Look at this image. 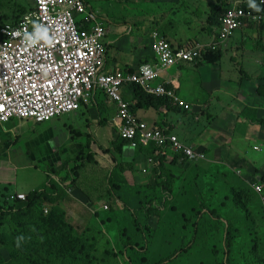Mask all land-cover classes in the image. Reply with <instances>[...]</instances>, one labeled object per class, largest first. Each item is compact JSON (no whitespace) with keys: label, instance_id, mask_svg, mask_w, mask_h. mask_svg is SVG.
I'll use <instances>...</instances> for the list:
<instances>
[{"label":"crops","instance_id":"0c3cea01","mask_svg":"<svg viewBox=\"0 0 264 264\" xmlns=\"http://www.w3.org/2000/svg\"><path fill=\"white\" fill-rule=\"evenodd\" d=\"M31 1L21 19L2 22L0 27L17 26L24 16L34 13L35 2ZM85 1L93 10L97 7L104 22L106 70L110 72H135L143 64H157L153 45L158 39L167 40L174 49H203L215 41L217 34V28L206 23L211 0H205L206 7L203 0H175L177 7L167 8L163 19L152 12L155 6L148 0L149 10L137 11V15L130 4L135 0H124L123 8L125 5L134 13H123L122 18L115 15L110 5L114 0ZM194 5L203 11L193 20ZM218 47L221 52L218 61L182 62L163 70L155 82L171 88L189 104L187 111L177 107L170 97L154 96L172 101L175 107H137L131 87L122 91L123 98L137 107L135 114L140 120L175 135L202 156L190 161L181 153L164 149L167 152L164 164L173 172L175 182L173 195L166 203L168 207L157 218V230L168 209L177 216L181 214L183 220L196 204L203 203L206 208L216 210V205L222 208L223 203L231 202L228 189L260 185L259 172L264 164L248 158L246 148L240 152L238 148L251 142L252 149H259L257 152L264 149V124L260 123L264 122V21L242 27ZM117 113V105L104 92L97 91L91 105L45 123L17 118L0 122L1 195L54 193L55 187L58 190L55 206L65 212L67 222L78 231L85 230L93 220L104 219L113 231L108 233L102 222L103 232L114 237L121 230L119 221L123 219L128 233L138 234L131 223L139 201L128 189L144 185L154 158L145 153L148 149L138 151L118 141ZM125 152L130 160H124ZM81 156L85 158L81 159L84 168L75 177L70 167ZM110 176L121 187L112 192L113 196L106 193ZM99 196L102 198L97 201ZM255 200L254 195L253 212ZM104 206L118 214L103 216L108 210ZM176 222L181 219L175 225ZM5 228L11 235L10 228L7 225ZM142 241L140 236L137 242Z\"/></svg>","mask_w":264,"mask_h":264},{"label":"built area","instance_id":"2783aa9c","mask_svg":"<svg viewBox=\"0 0 264 264\" xmlns=\"http://www.w3.org/2000/svg\"><path fill=\"white\" fill-rule=\"evenodd\" d=\"M34 2L35 12L24 16L19 25L0 27V122L17 118L45 123L91 105L93 95L101 91L117 105L118 136L132 149L153 144L181 153L190 161L201 159V154L175 135L140 120L131 103L123 98V89L138 85L148 95L170 97L177 107L187 111L190 105L171 88L155 84L162 71L182 62H194L200 50L214 51L237 30L264 21L262 14L241 7L242 0H231L219 17L215 41L210 45L174 49L167 40L158 39L153 45L157 64H143L135 72H110L106 70V30L98 11L85 0ZM251 189L261 198L264 209L261 187ZM26 197L13 193L8 200L24 201Z\"/></svg>","mask_w":264,"mask_h":264},{"label":"trees","instance_id":"16d2710c","mask_svg":"<svg viewBox=\"0 0 264 264\" xmlns=\"http://www.w3.org/2000/svg\"><path fill=\"white\" fill-rule=\"evenodd\" d=\"M229 1L231 0L214 1L215 3L209 9V15L206 19L209 27H218L219 17L227 10ZM242 1L241 7L252 9L264 17V0L262 4H259V0L253 1L258 6L259 11L249 7V0ZM218 48L214 51L200 50L201 55L196 61L206 63L218 61L221 55ZM131 89L135 93L138 102L137 107H175L172 101L168 99L146 94L138 85H132ZM137 107L134 108L132 105L134 111ZM260 123L264 124L262 121ZM118 141L129 145L128 141L121 139L119 136ZM121 149L122 146L118 147L119 154L122 152ZM137 150H146L145 153L149 152L154 158L151 159L152 164L149 166L144 185L132 187L131 189V193L138 197V212L144 214L149 222L153 217L157 219L160 216V211L168 207L166 203L169 197L173 195L175 177L173 172L165 167L164 161L167 152L162 147L151 144L148 147L139 146ZM81 159L85 160L81 156L75 161L77 163L73 167H70V172L75 177H78L79 172L84 168ZM108 179L109 187L106 193L112 195V192L119 191L121 187L115 184L112 176L108 177ZM258 183L264 184V173L259 176ZM53 191L54 193L46 191L29 193L24 201L10 202L8 200L9 194L0 196V228L7 225L12 235L10 242L4 245L10 251V260L6 262L0 256L2 264H98L97 260L93 259L92 255L87 251L89 246L88 240L67 222L65 212L55 206L57 198L55 197V193L58 190L54 187ZM230 195L231 204L236 209L248 214L251 220L253 217L250 209L252 207V197L255 195V204L258 206L261 216L264 217L262 200L251 188L246 186L243 188L235 187L230 190ZM261 196L264 197L263 189ZM89 197L91 198L90 201L95 203L90 195ZM101 198L99 196L96 200L100 201ZM247 205L249 206L247 207ZM45 207L49 208L48 213H45ZM206 213L212 218H219L218 212L214 209L206 208ZM196 216L199 217L200 212H197ZM183 220L188 221V218L184 215ZM135 222L137 223V219H135ZM191 226L193 228V237L190 240V244L155 264L171 263L176 260L178 254H186L190 251L196 239V232H198L196 223H192ZM231 237V229L225 227L223 231L222 261L220 264H234V259L231 256L233 246ZM142 238H144V235ZM255 248V246L251 247V252H255ZM247 261H253V259ZM255 261L257 264H264V260L262 259H255Z\"/></svg>","mask_w":264,"mask_h":264},{"label":"rangeland","instance_id":"374dc122","mask_svg":"<svg viewBox=\"0 0 264 264\" xmlns=\"http://www.w3.org/2000/svg\"><path fill=\"white\" fill-rule=\"evenodd\" d=\"M143 1L145 2L143 3ZM148 1H151L153 8L155 6V11L152 9V12H155V15L159 13L158 19H163L167 8L173 9L177 7L175 0ZM148 1L135 0L130 3L131 8L135 11V14L137 11L149 10L147 8ZM211 1L213 2V0ZM31 2V0H0V23L21 19L22 15L26 14L28 3ZM203 2L206 7L208 2L205 0ZM212 2L209 5V9ZM123 3L124 0H114L110 3V5H113L115 15L119 18L120 16L122 18L123 13H134H131L132 10L129 11L125 5L123 8ZM95 10L98 11L101 17L97 7H95ZM202 11L199 5H194L193 20L194 17L200 16V12ZM128 19L130 20V17ZM257 141L260 142L259 140ZM251 147L252 143L247 142V144L238 148V152H240L241 148H246L248 152L247 157L253 158L259 165H263L264 149L257 152ZM262 173H264V167H261V171L259 172L260 175ZM249 181L254 180L250 179ZM259 187H261V190H264V184H260ZM131 192V189H128L130 195L132 194ZM228 192L230 194L229 189ZM111 203L113 204L114 201L111 200ZM100 208L103 211V206H100ZM127 208H130V206H127ZM216 208L220 220H218L219 218L210 217L206 213V206L203 203L196 204L188 217V221L182 220L181 214L177 216L175 212H171L168 209L169 213L164 214L165 220L162 222L159 230H157V219L155 217H153L154 220L148 222V218L138 212V208H134L135 215H133L131 226L138 232L136 235L128 233L123 219L119 221L121 230L114 237L112 234L111 236H107V233L103 232V227H105L108 233H112L113 231V229L109 228L108 223H104V219L100 222L93 220L94 223H91L85 230L78 231V233L88 240L89 246L87 251L92 255L93 259L97 260L98 264H155L190 244V240L193 237L192 223H196L198 232H196V239L190 251L186 254H178L176 260L168 264H220L222 261L223 231L225 227L231 229L233 243L231 256L234 259V264H257L255 259L264 260V217L258 211V206L254 205V212L252 208L250 209L253 217L252 220L248 214L236 209L231 202L223 203L222 208L220 205H216ZM47 209L49 211V208ZM109 211L108 209L103 216L118 214L116 210ZM197 212H200L199 217L196 216ZM135 219H137V223ZM180 219L181 222H176L175 225V221H179ZM102 222L105 224L103 227L101 226ZM169 224L172 225V230L169 228ZM6 231L4 226L0 228V256L4 261L8 262L10 260V251L4 245L10 242L12 235ZM143 235L145 239L143 238V241L138 243L137 240L140 239V236L143 237ZM253 246L256 247L255 252H251L250 250ZM252 259L253 261H247ZM0 264L2 263L0 262Z\"/></svg>","mask_w":264,"mask_h":264},{"label":"clouds","instance_id":"9594fccd","mask_svg":"<svg viewBox=\"0 0 264 264\" xmlns=\"http://www.w3.org/2000/svg\"><path fill=\"white\" fill-rule=\"evenodd\" d=\"M249 7L255 9L256 11H259L258 6L253 2V0H249Z\"/></svg>","mask_w":264,"mask_h":264},{"label":"water","instance_id":"95a60500","mask_svg":"<svg viewBox=\"0 0 264 264\" xmlns=\"http://www.w3.org/2000/svg\"><path fill=\"white\" fill-rule=\"evenodd\" d=\"M130 154H131V155L133 154L132 150L130 151ZM127 155H128V152H125V157H126V158H124L125 161L131 159V158H129Z\"/></svg>","mask_w":264,"mask_h":264}]
</instances>
